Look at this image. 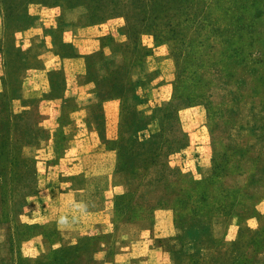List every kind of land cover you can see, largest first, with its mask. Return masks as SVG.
<instances>
[{"label": "rangeland", "instance_id": "1", "mask_svg": "<svg viewBox=\"0 0 264 264\" xmlns=\"http://www.w3.org/2000/svg\"><path fill=\"white\" fill-rule=\"evenodd\" d=\"M152 1L150 6L148 0H0V11L13 25L24 21L27 9L80 8L86 23L121 28L126 40L114 64H102L99 54L89 59L88 81L94 80L98 94L95 124L106 153L116 154L102 128V103L115 98L116 137L121 134L138 148L142 139L144 146L158 147L160 156L142 166L140 179L130 180L126 174L127 186L115 199L116 218H150L154 231L173 233L175 245L190 251L191 264H264V230L235 247H219L213 230L217 217L244 221L264 212V0ZM166 56L173 61L169 94L141 120L131 68L146 57ZM93 61L104 68L97 71ZM159 75L156 68L145 79L156 81ZM182 109L194 111L183 119L207 146L210 173L203 178L188 174L194 163L190 154L199 153H182L188 139L178 116ZM34 118L35 113L28 115L22 124ZM13 123L8 107L0 105V264H112L111 255L95 259L99 239H70L67 231L46 232L23 222L24 197L38 177L34 163L21 153L22 138L29 135H17ZM160 166L176 175L158 176ZM114 169L124 167L115 164ZM104 238L109 242V236ZM38 241L59 244L35 252Z\"/></svg>", "mask_w": 264, "mask_h": 264}, {"label": "crops", "instance_id": "2", "mask_svg": "<svg viewBox=\"0 0 264 264\" xmlns=\"http://www.w3.org/2000/svg\"><path fill=\"white\" fill-rule=\"evenodd\" d=\"M24 15V21L20 18L10 25L0 11V105L8 107L16 134L29 135L22 138L21 153L34 163L38 177L34 190L24 197L23 222L40 225L46 232L67 231L70 239H99L93 248L95 259L111 255L112 264H191L190 251L175 245L177 239L170 238L173 233L154 231L150 218L115 216L116 195L124 192L127 179L124 171L114 169L116 154L106 153L96 127L98 94L94 80L88 81L87 68L89 59L98 54L102 64H114L126 40L124 31L84 22L80 8L57 11L36 7ZM106 36L110 38L107 41ZM92 64L97 71L104 68ZM156 68L159 79L148 82L145 75ZM172 68L169 56L146 57L132 66L139 119L149 118L166 99ZM189 109L178 113L188 132L182 153H199L190 154L194 163L188 174L203 178L210 173L207 146L190 132L193 127L186 126L183 116L194 113ZM118 110L117 99L103 101L104 135L110 140L118 130ZM34 113L30 123L22 124ZM157 224L156 230L161 227ZM213 224L214 236L221 243L218 246L235 247L239 242L249 243L257 231L264 230V212L244 221L238 216L217 217ZM244 232L248 235L245 239ZM57 243L38 241L34 251H43L46 245L55 248Z\"/></svg>", "mask_w": 264, "mask_h": 264}, {"label": "trees", "instance_id": "3", "mask_svg": "<svg viewBox=\"0 0 264 264\" xmlns=\"http://www.w3.org/2000/svg\"><path fill=\"white\" fill-rule=\"evenodd\" d=\"M147 5L152 6L153 1L148 0ZM160 107L161 106H158L156 108V110H158ZM102 128L105 131L104 123L102 124ZM111 140L113 141V146H114L113 148L116 151V165L117 166L120 165L121 167H124L123 170L122 169H119V170L126 171L127 173H125V175L128 174V178L130 180H135L138 178L140 179L141 178L140 170H141L142 166H144V164H146V162L148 160L150 163H156L159 156H160V152L158 151V147L152 148L149 146L150 143L147 144L146 146H144L146 144V142L143 141L142 139H141L140 143H138V145H141V147L143 146L142 148H138L135 145L136 142L132 143V140L124 138L121 134L118 137H115ZM184 145L186 146V143ZM160 168L163 171L158 176L163 177V176L167 175L169 177V176H175L176 175L173 172V170H170V167H168V166H165L163 168H162V166H160ZM172 169H174V168H172ZM157 191H159V190H157ZM208 201L212 203L210 205H214L213 199H208ZM158 202H159L158 203L159 205L163 204V203H160V201H158Z\"/></svg>", "mask_w": 264, "mask_h": 264}]
</instances>
